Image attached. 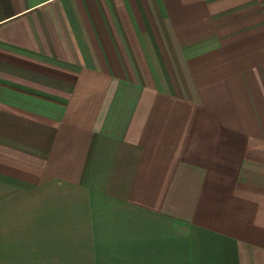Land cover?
<instances>
[{
	"label": "crops",
	"instance_id": "crops-1",
	"mask_svg": "<svg viewBox=\"0 0 264 264\" xmlns=\"http://www.w3.org/2000/svg\"><path fill=\"white\" fill-rule=\"evenodd\" d=\"M0 264H264V0H0Z\"/></svg>",
	"mask_w": 264,
	"mask_h": 264
}]
</instances>
